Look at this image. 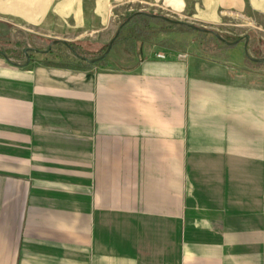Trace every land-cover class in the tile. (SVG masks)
I'll return each instance as SVG.
<instances>
[{"label": "crops", "instance_id": "1", "mask_svg": "<svg viewBox=\"0 0 264 264\" xmlns=\"http://www.w3.org/2000/svg\"><path fill=\"white\" fill-rule=\"evenodd\" d=\"M159 1L263 28L264 0ZM118 3L0 0V21L102 39ZM142 18L125 64L0 55V264H264V78L237 43L178 58Z\"/></svg>", "mask_w": 264, "mask_h": 264}, {"label": "rangeland", "instance_id": "2", "mask_svg": "<svg viewBox=\"0 0 264 264\" xmlns=\"http://www.w3.org/2000/svg\"><path fill=\"white\" fill-rule=\"evenodd\" d=\"M119 3L113 7H111L110 11V29L108 38L102 39H81V40H73V37H65V38H45L36 35L35 33L29 32L27 26H20L14 24L13 22H5L0 21V51H5L9 54V58L17 63H23L26 60L24 48L38 49V50H46L48 44L51 40L58 39L64 40L66 42H81L83 44L89 43L90 48L93 51H96L94 54H79L81 57L94 58L97 57L100 52H102L103 47L107 45L108 41L113 37L115 31L119 27V25L130 15L136 12H147L153 14H160L168 17L172 20H177L181 22H186L193 24L197 27L206 28L218 33L223 38H227L228 42H233L235 40H239L237 45H239L242 49L244 43V35H248L249 38L247 40L246 49L247 53L250 57L253 58H262L264 57V22L261 23L263 28H260L255 22L247 21L246 18L238 17H225L226 19L221 22H209L202 21L197 18V6L186 5L179 6L180 9L173 10L165 5H162L159 0H117ZM145 18L143 21L147 25V29L152 30V33L157 35V32H162L155 36L152 40L153 45H157L160 43V39L167 40V44L176 46L178 48L179 53H177L178 58H185L187 54L184 52H189L192 54L201 53L203 48L207 49L209 55L217 53L219 48H223L226 45L231 46L234 44H225L219 39H217L211 33H204L201 31H197L195 29L189 28L183 24H174L168 21H165L161 18L150 17L141 13ZM132 18V17H131ZM141 19V18H140ZM130 21V20H129ZM129 21L126 23L128 24ZM138 23V22H137ZM143 23V24H144ZM126 24H124L121 28H123ZM142 24V25H143ZM141 25V23L139 24ZM144 25V26H146ZM120 28V30H121ZM131 29H134V24ZM138 29V28H137ZM119 30V32H120ZM112 35V36H111ZM166 35V36H164ZM119 39V33L113 44H117ZM170 41V42H168ZM165 43V42H164ZM127 45V43H126ZM125 45V46H126ZM113 46V45H112ZM205 46V47H204ZM113 48V47H111ZM50 49H54L51 55H43L38 52H34L33 50L27 52L29 57H35L36 62L44 63L47 60L56 59L55 61H60V63H69L78 61V59L70 49H64L57 45H53ZM118 52L121 56H119ZM124 48L119 47L116 49H110L106 57L104 58L106 61H118L119 63L125 64L126 57L124 56ZM245 53V52H244ZM119 58H117V55ZM158 55H164L162 52L157 53V58L163 59ZM213 56V55H212ZM84 61V60H83ZM216 61V60H215ZM86 61H84L85 63ZM243 62L241 65L236 67L237 71L251 73L255 79L264 78V61L263 62H255L251 61L247 57V55L243 54ZM29 61L27 62V64Z\"/></svg>", "mask_w": 264, "mask_h": 264}, {"label": "water", "instance_id": "3", "mask_svg": "<svg viewBox=\"0 0 264 264\" xmlns=\"http://www.w3.org/2000/svg\"><path fill=\"white\" fill-rule=\"evenodd\" d=\"M136 13H142V14L147 15V16H150V17L161 18V19H163V20H165V21H168V22H170V23H174V24H183V25H186V26L189 27V28H192V29H195V30H197V31L204 32V33H211V34H213L217 39H219L220 41H222V42L225 43V44H235V43L239 42V40H235V41H233V42H228L225 38H223V37L220 36L218 33L214 32V31H212V30H209V29H206V28L197 27V26H195V25H193V24H190V23L181 22V21H177V20H172V19H169L168 17H166V16H164V15L153 14V13H147V12H136ZM136 13H133L132 15L128 16V17H127V18H126V19H125V20L119 25V27H118L117 30L115 31L113 37L108 41L106 49H105V50H104L99 56L94 57V58L81 57V56H79V55H77V54H76V56L79 57L80 59H82V60L88 62V63H94V62H97V61H99V60L105 58L106 55L108 54L109 50L111 49V47H112V45H113V43H114V41H115V39H116V37H117V35H118V33H119L120 28H121L124 24H126V23L131 19V17H132L134 14H136ZM248 38H249L248 35H244V43H243V47H244L245 55H247V57H248L249 59H251L252 61H255V62H263V61H264V57H262V58H253V57H250V56L248 55V53H247V49H246V44H247V40H248ZM58 43H61V44H63V45L68 46V43H67L66 41H64V40L54 39V40H51V41L49 42L48 47H47L46 50L43 51V50L34 49V51H37V52H40V53L47 52V51H48L53 45H56V44H58ZM32 50H33V49L28 48V47L23 49V51L25 52V55H26V60H25V62H23V63H17V62L12 61V60L8 57V55H7L5 52H3V51H0V55H2L6 60H8L10 63H12V64H14V65H17V66H24V65H26L27 62L29 61V56H28L27 52H30V51H32Z\"/></svg>", "mask_w": 264, "mask_h": 264}, {"label": "trees", "instance_id": "4", "mask_svg": "<svg viewBox=\"0 0 264 264\" xmlns=\"http://www.w3.org/2000/svg\"><path fill=\"white\" fill-rule=\"evenodd\" d=\"M143 16L141 15V13H136L132 16V18L130 19L129 23H132L134 21H136L137 19H140L142 18ZM143 23V22H142ZM145 25V24H144ZM122 29V28H121ZM227 39V38H226ZM228 40V39H227ZM68 43V46L66 45H63L61 43H58L56 44L57 47L60 46V47H63L64 49H70L73 53H75V55L77 54L76 52H78L79 54H94L96 51H93L91 48H90V45L89 43L86 42V44H83L81 42H67ZM107 45H105L103 47V50L102 52L106 49ZM54 51V49H49L47 52H44L43 55H51L52 52ZM76 51V52H75ZM5 52V51H4ZM100 52V54L102 53ZM8 57L9 54L7 52H5ZM97 53V52H96ZM99 54V55H100ZM78 55V54H77ZM98 55V56H99ZM77 57V56H76ZM78 59H76L79 63H84V61L82 59H80L79 57H77ZM31 60V57H29V61ZM56 60V59H55ZM54 59H51V60H47L46 61V64H54V65H57V66H64L65 63H60V61H55ZM105 59H101L97 62H101V61H104Z\"/></svg>", "mask_w": 264, "mask_h": 264}, {"label": "built area", "instance_id": "5", "mask_svg": "<svg viewBox=\"0 0 264 264\" xmlns=\"http://www.w3.org/2000/svg\"><path fill=\"white\" fill-rule=\"evenodd\" d=\"M158 56H159V57H162V58L164 57L163 55H158Z\"/></svg>", "mask_w": 264, "mask_h": 264}]
</instances>
